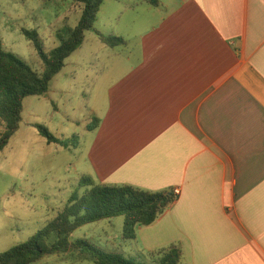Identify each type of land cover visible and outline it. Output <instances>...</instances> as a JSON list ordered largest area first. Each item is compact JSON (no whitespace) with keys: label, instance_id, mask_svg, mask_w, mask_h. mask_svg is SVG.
<instances>
[{"label":"crops","instance_id":"obj_1","mask_svg":"<svg viewBox=\"0 0 264 264\" xmlns=\"http://www.w3.org/2000/svg\"><path fill=\"white\" fill-rule=\"evenodd\" d=\"M119 5L132 32L109 47L119 78L90 109L83 176L180 190L122 240L145 260L179 245L180 264H264V0Z\"/></svg>","mask_w":264,"mask_h":264},{"label":"rangeland","instance_id":"obj_2","mask_svg":"<svg viewBox=\"0 0 264 264\" xmlns=\"http://www.w3.org/2000/svg\"><path fill=\"white\" fill-rule=\"evenodd\" d=\"M127 1H105L95 30L105 36L121 37L116 33L123 29L130 34L129 22L115 20L119 4ZM81 13L82 6L70 0H0V47L41 72L38 51L22 31H36L49 53L61 43L58 34L78 25ZM120 52L122 48L112 51L94 32H88L82 47L53 80L49 93L25 99L19 129L0 153V253L30 240L65 210L72 195L86 190L80 178L90 109H103L98 95L110 92L119 78L115 59ZM35 125L46 127L69 147L48 143ZM123 226V217L104 220L80 228L73 239L83 238L106 251H124L127 257L152 264L122 241ZM36 264L94 262L73 253L46 257Z\"/></svg>","mask_w":264,"mask_h":264},{"label":"trees","instance_id":"obj_3","mask_svg":"<svg viewBox=\"0 0 264 264\" xmlns=\"http://www.w3.org/2000/svg\"><path fill=\"white\" fill-rule=\"evenodd\" d=\"M82 6L81 18L75 28L58 34L60 45L47 53L36 31L22 33L35 45L42 60L38 72L27 62L0 47V153L19 129L25 99L41 97L49 93L55 77L66 66V61L83 45L86 34L94 32L97 16L107 0H70ZM158 7L160 0H140ZM108 47L125 45L122 38L97 33ZM94 121H97L94 120ZM48 143L69 147L44 126H34ZM80 186L86 188L82 195L74 194L68 206L46 227L30 240L5 253H0V264H36L46 257L78 253L89 257L94 264H147L124 254L106 251L73 235L80 228L104 220L124 218V241L137 238V228L153 225L176 202L173 191L151 192L131 185H107L96 183L89 176L80 178ZM152 264H180L183 252L179 245H172L148 254ZM86 259V258H85Z\"/></svg>","mask_w":264,"mask_h":264},{"label":"built area","instance_id":"obj_4","mask_svg":"<svg viewBox=\"0 0 264 264\" xmlns=\"http://www.w3.org/2000/svg\"><path fill=\"white\" fill-rule=\"evenodd\" d=\"M173 192H174V195H175V197L177 199L178 196L180 195V190L179 189H175Z\"/></svg>","mask_w":264,"mask_h":264}]
</instances>
